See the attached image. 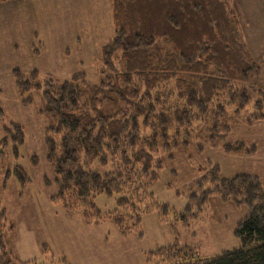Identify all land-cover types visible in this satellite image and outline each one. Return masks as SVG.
<instances>
[{"label": "trees", "instance_id": "1", "mask_svg": "<svg viewBox=\"0 0 264 264\" xmlns=\"http://www.w3.org/2000/svg\"><path fill=\"white\" fill-rule=\"evenodd\" d=\"M111 3L115 32L103 50L99 82H90L84 73L42 86L35 73L26 79L16 72L17 88L21 94L43 89L42 112L52 121L48 160L60 187L54 199L63 200L68 212L83 209L100 218L93 198L123 194L119 208L109 216L128 232L139 227L141 214L158 206L147 187L163 167L160 150L171 151L201 137L211 143L227 137L229 112L238 116L252 103L247 83L261 73L262 64L251 56L228 0ZM254 105L258 111L263 108L259 100ZM254 117L264 120L258 114ZM22 141L21 132L12 150ZM6 143L4 139L1 163L7 158ZM242 147L225 146L233 153ZM96 161L110 163L113 170L104 175L91 170ZM7 168L4 187L12 175L9 164ZM13 172L21 184L27 182L23 169ZM206 181L215 185L216 195L201 183V192H194L186 211L174 214L175 220L189 226L211 196L247 203L250 214L236 232L242 248L204 257L197 249L176 243L154 253L150 264H166L167 258L172 261L167 264H264V183L249 175L224 179L217 167ZM195 207L198 211L193 212ZM159 208L167 213L168 206ZM4 218L2 209L0 264H24L8 250L5 238L14 226Z\"/></svg>", "mask_w": 264, "mask_h": 264}, {"label": "rangeland", "instance_id": "2", "mask_svg": "<svg viewBox=\"0 0 264 264\" xmlns=\"http://www.w3.org/2000/svg\"><path fill=\"white\" fill-rule=\"evenodd\" d=\"M228 1L251 56L262 64L261 73L247 83L253 101L238 116L230 110L228 135L219 143L201 137L160 150L163 167L147 187L158 206L141 214L139 227L128 232L109 216L123 194L93 198L100 218L83 209L68 212L63 200L54 199L60 187L48 160L52 121L42 112L43 89L21 94L17 88L16 72L26 79L35 73L42 86L84 73L90 82H99L103 50L115 32L111 0L0 1V150L4 139L8 145L7 158L0 161V210H5L3 222L14 226L5 241L15 259L24 264H150L154 253L176 243L204 257L242 248L236 232L250 214L247 203L211 196L189 226L174 216L186 211L201 183L216 195L215 185L206 181L214 167L227 180L249 175L264 183V120L254 117H264V0ZM258 100L263 105L259 111L254 105ZM21 132L23 141L12 150ZM236 144L243 147L227 152L226 145ZM8 164L12 175L4 187ZM14 168L24 170L25 184ZM90 169L104 175L113 167L96 161ZM165 205L167 213L159 208Z\"/></svg>", "mask_w": 264, "mask_h": 264}]
</instances>
